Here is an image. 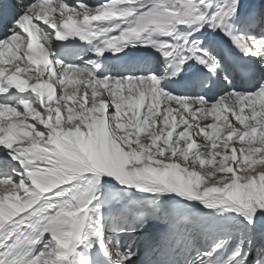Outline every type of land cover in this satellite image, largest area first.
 <instances>
[{"label":"snow or ice","instance_id":"1","mask_svg":"<svg viewBox=\"0 0 264 264\" xmlns=\"http://www.w3.org/2000/svg\"><path fill=\"white\" fill-rule=\"evenodd\" d=\"M9 21L0 264H133L142 251L146 264H264V3L5 0ZM71 37L93 56L57 57L52 41ZM134 41L161 54L159 75H97L105 51ZM176 77L179 91L161 87ZM221 78L220 95L202 94Z\"/></svg>","mask_w":264,"mask_h":264},{"label":"bare ground","instance_id":"2","mask_svg":"<svg viewBox=\"0 0 264 264\" xmlns=\"http://www.w3.org/2000/svg\"><path fill=\"white\" fill-rule=\"evenodd\" d=\"M86 2H88L89 4H91V5H94L95 4V1L94 0H86ZM242 3H245V4H255V3H262V2H260V0H243V2ZM182 27V26H181ZM202 31L203 32H208V33H210V29H208L207 28V26L205 25V28L204 29H202ZM212 35H217V34H212ZM52 47H54V42L52 41ZM123 48H125V51H124V53H128L129 51H132V54H131V57H132V59L135 61V62H137V64H139V69H136V67L134 68V70H132V71H128V70H126V71H119V70H111V72L110 73H107V74H110V75H112V76H124V75H139V74H147L148 72H155L157 75H159L160 74V70L161 69H159L158 67H155V66H153V65H150V63L148 64L147 62V59H146V57L143 55V53L144 52H146V51H148V50H152V52H151V58L150 59H156V58H158V57H160L161 56V54L158 52V51H156L154 48H152L151 46H144V45H142L141 43H140V41H134V42H132V43H129L127 46H125V47H123ZM88 49L87 48H84V51L82 52V54L85 52V51H87ZM53 51H54V53H55V55L57 56V57H59L61 60H64L63 58H62V55L57 51V50H55L54 48H53ZM106 52V51H105ZM92 53V52H91ZM91 53H89V54H85L84 55V58L86 59V58H89L92 54ZM138 54V57L137 58H135V55H137ZM99 61H104V59H100V57H99ZM79 64L81 63V61L80 62H78ZM77 63V64H78ZM115 64H117V62L115 63ZM187 65H195V67L196 68H201L202 66L201 65H196L195 64V61L194 60H189L188 62H187ZM186 65V66H187ZM115 66H117V67H119L120 66V64L119 65H115ZM105 68H108V66L106 65L105 66ZM252 85V84H251ZM227 85L225 84L224 85V87H226ZM233 86V85H232ZM161 87H164V88H166L168 91H179L181 88L178 86V85H176V84H174V85H170L168 82H166V81H162L161 82ZM234 87H237V88H240V89H247V87L245 86V85H243L242 83H241V81H237V84H236V86H234ZM220 92H221V90H220ZM220 92L218 93V94H220ZM206 94V96H207V98L208 99H211V100H213L212 99V97H211V93H209V92H206L205 93ZM18 95V94H17ZM25 96H27V95H29V93H25L24 94ZM213 96V95H212ZM9 98L10 99H15V97L14 96H9ZM215 98V97H214ZM103 180H106V179H103ZM106 181H108V184L109 185H111L112 187H116V188H120V185L119 184H117L113 179H111V178H109L108 180H106ZM119 185V186H118ZM133 191H135L136 192V189H132ZM137 193V192H136ZM142 194H145L146 195V193H142ZM141 194V195H142ZM144 196V195H143Z\"/></svg>","mask_w":264,"mask_h":264},{"label":"rangeland","instance_id":"3","mask_svg":"<svg viewBox=\"0 0 264 264\" xmlns=\"http://www.w3.org/2000/svg\"><path fill=\"white\" fill-rule=\"evenodd\" d=\"M215 99V98H214ZM213 99V100H214ZM103 179H106L108 180L109 177H104ZM112 179V178H111ZM209 180H215L216 177H208ZM114 180V179H113ZM119 186V185H118ZM107 187L111 188L112 186L107 184ZM121 187V186H120ZM133 188H128L127 191H129L130 193H132L133 195H141L142 193L141 192H135L132 190ZM145 196V194H142V196ZM148 195V194H146ZM172 196L173 194H165L162 199H164L165 201H167L168 203H174L175 201L172 199ZM176 200H179V197H176ZM193 206L196 208V209H200L202 211H209V210H206V209H203L202 206L199 204V202H195L193 201L192 202ZM231 215V214H229ZM216 219H219V217H216ZM204 243H209L210 242V238H205L203 240ZM122 243H123V240H122ZM228 250L230 251L231 250V245L228 246ZM226 254V253H225ZM251 256H255V252H252L250 253ZM150 258V253L146 252V251H142L141 252V255L134 258L133 260V264H146V262L148 261V259Z\"/></svg>","mask_w":264,"mask_h":264}]
</instances>
